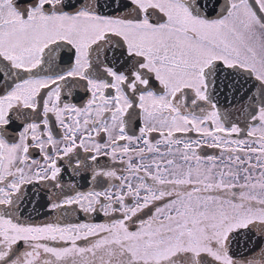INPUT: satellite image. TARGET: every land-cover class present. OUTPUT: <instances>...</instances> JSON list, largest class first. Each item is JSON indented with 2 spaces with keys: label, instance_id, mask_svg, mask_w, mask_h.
Returning a JSON list of instances; mask_svg holds the SVG:
<instances>
[{
  "label": "snow or ice",
  "instance_id": "6c2138e0",
  "mask_svg": "<svg viewBox=\"0 0 264 264\" xmlns=\"http://www.w3.org/2000/svg\"><path fill=\"white\" fill-rule=\"evenodd\" d=\"M0 264H264V0H0Z\"/></svg>",
  "mask_w": 264,
  "mask_h": 264
}]
</instances>
